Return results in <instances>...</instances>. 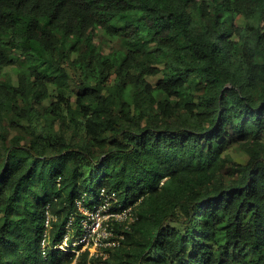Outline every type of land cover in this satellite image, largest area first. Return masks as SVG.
I'll return each instance as SVG.
<instances>
[{
    "label": "trees",
    "instance_id": "trees-1",
    "mask_svg": "<svg viewBox=\"0 0 264 264\" xmlns=\"http://www.w3.org/2000/svg\"><path fill=\"white\" fill-rule=\"evenodd\" d=\"M89 263L264 264V0H0V264Z\"/></svg>",
    "mask_w": 264,
    "mask_h": 264
},
{
    "label": "built area",
    "instance_id": "built-area-1",
    "mask_svg": "<svg viewBox=\"0 0 264 264\" xmlns=\"http://www.w3.org/2000/svg\"><path fill=\"white\" fill-rule=\"evenodd\" d=\"M84 212L85 218L82 220V227L84 229V234L80 236L75 242H70L69 235H67L64 241L56 246L55 248L60 249L65 253L73 252L76 253L77 256L82 251L89 249L90 256H99L104 255L102 250L107 247H119L121 244V240L124 239V236H117L114 233V224L122 223L125 225V229H129V225L134 219H131L132 209H128L122 212L112 211L111 204L106 202L104 205L92 210L88 211L84 208H81ZM55 220L54 216L47 210L46 215V227L48 229L51 228L52 222ZM72 224V220L68 224L70 227ZM95 238V239H94ZM94 240V246L96 248L100 247L99 251L92 253L91 248L89 247L90 241ZM43 247L46 248L48 246V232L46 233L43 239ZM79 247H81L79 249ZM89 264H103V263H89Z\"/></svg>",
    "mask_w": 264,
    "mask_h": 264
},
{
    "label": "rangeland",
    "instance_id": "rangeland-1",
    "mask_svg": "<svg viewBox=\"0 0 264 264\" xmlns=\"http://www.w3.org/2000/svg\"><path fill=\"white\" fill-rule=\"evenodd\" d=\"M234 156H235L236 159H238V160H241V161H245V160H246V158H245L243 155H240V154L235 153ZM94 239H95V238H94ZM89 247L91 248V252H92V253H95L96 251L98 252L99 249H100V247L96 248V247L94 246V240H93V239L90 241ZM100 251H102V250L100 249Z\"/></svg>",
    "mask_w": 264,
    "mask_h": 264
}]
</instances>
